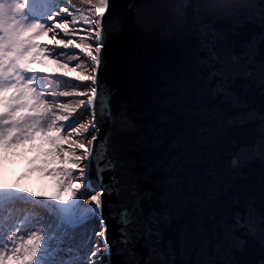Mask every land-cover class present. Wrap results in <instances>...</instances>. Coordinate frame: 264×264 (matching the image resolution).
Wrapping results in <instances>:
<instances>
[{"label":"snow or ice","instance_id":"6c2138e0","mask_svg":"<svg viewBox=\"0 0 264 264\" xmlns=\"http://www.w3.org/2000/svg\"><path fill=\"white\" fill-rule=\"evenodd\" d=\"M108 7L109 0H96L92 8L95 16L101 19H91L70 11L66 0H0V162L27 159L30 167L20 180L31 173H38V180H53L49 188L38 191L21 187L19 180L11 185L0 184V264H89V260L79 255L85 244L77 242L74 236L76 229L93 220L99 221L101 230L93 229L92 235L102 238L109 255L111 245L116 243L112 241L110 244L107 240V224L101 211L102 196L120 191L113 187L119 183L115 175L111 177V184L103 183L102 173L116 169V163L106 155L108 137H103L97 144L98 123L93 121L90 125L80 124L78 127L70 124L71 106L48 99L73 94L89 96L87 103L94 106L97 96L110 98L111 89L101 73V66L106 63L102 18ZM93 31L95 44L89 42L91 36L81 35ZM46 35L52 37L51 46L37 43ZM261 46H264V31L254 34L240 53L206 47L200 61L202 69L206 70V87L213 96H219L224 104L235 110L232 115L223 113L224 121L237 127L251 124L257 134L251 144L237 146L232 142L229 155L233 170L251 160L264 163V110L254 108L246 99L253 88L264 97V63L255 59ZM252 48L257 52L250 53ZM70 49L79 51L71 52ZM80 53H86L91 61L90 69L82 71L79 76L81 81L90 82V94L78 85L75 93L53 90L60 88L57 80L64 81V88L73 87L65 78L83 67L80 63L73 64L78 61ZM44 61L55 66L48 78L33 68V64H43ZM58 70L66 71L59 73ZM237 80L245 81L239 90L233 88ZM209 115L215 118L217 113ZM89 129L90 137L79 139L85 137ZM101 146L105 148L103 153L97 151ZM242 157L246 158L243 162ZM93 175L100 185L98 191L93 184ZM64 192L76 197L71 205L55 203L61 201L60 194ZM43 198L52 203H46ZM140 199L137 197L134 205L121 206L119 213H113L119 215L122 225L119 243L123 245L121 251L128 256L127 264H141L135 252L139 240H144V247L149 249L143 264H175L172 243L164 242L161 232V226L171 222L173 213L169 211L161 215L153 211L145 216ZM83 201L94 206L85 207ZM20 203L43 207L47 210L46 215H18L16 206ZM217 227L222 233L216 244L217 252L225 244L242 247L246 241L236 236L239 230H243V237L259 235L264 247V213H258L251 204L243 219L236 212L231 223L224 217L217 222ZM88 239L91 240V236ZM193 243L205 252L206 237L196 234ZM73 252L76 253L73 258H63L64 253ZM97 252L99 248L91 253L90 264H100L103 259L97 256ZM196 264H217V261L204 259ZM258 264H264V260Z\"/></svg>","mask_w":264,"mask_h":264},{"label":"water","instance_id":"95a60500","mask_svg":"<svg viewBox=\"0 0 264 264\" xmlns=\"http://www.w3.org/2000/svg\"><path fill=\"white\" fill-rule=\"evenodd\" d=\"M148 2L109 0L102 18L106 63L101 73L112 94L108 99L97 96L89 112L90 124H99L97 144L108 137L106 155L116 163L114 171L102 173L103 183L111 184L115 175L119 183L113 187L120 189L102 196L106 237L110 244L116 241L109 255L99 237L105 250L103 262L127 264L128 256L119 243L122 225L113 213H119L121 206L131 207L140 197L145 216L153 211L173 213L161 232L163 241L172 243L175 264L204 259L217 264H258L264 260L259 235L243 237V230L236 232L246 241L242 247L225 244L216 251L222 238L217 227L221 218L231 223L233 214L239 212L243 219L249 204L264 213V163L251 160L237 170L230 166L232 142L251 144L257 134L251 124L237 127L224 121L223 113L232 115L235 110L206 87V70L200 61L206 47L240 53L254 34L264 31V0L228 19L217 18L211 24L215 34L185 29L168 39L155 33L145 37L137 31L133 13ZM255 59L264 63V46ZM244 83L237 80L233 88L239 90ZM246 99L264 110V97L257 89H251ZM211 113H217L215 118ZM97 151L103 153L104 146ZM92 180L98 191L95 175ZM94 221L101 230L99 221ZM196 234L206 237V254L193 243ZM144 243L139 240L135 248L141 264L149 254Z\"/></svg>","mask_w":264,"mask_h":264},{"label":"rangeland","instance_id":"374dc122","mask_svg":"<svg viewBox=\"0 0 264 264\" xmlns=\"http://www.w3.org/2000/svg\"><path fill=\"white\" fill-rule=\"evenodd\" d=\"M67 5L69 6V10L73 11L74 13L80 12V10L84 12V9L82 8L86 6L92 8V6H89V5L83 6L82 4L67 3ZM85 14H86V11H85ZM89 18L96 19L93 8H92V16ZM84 27L87 28L88 26L86 25ZM81 35L91 36L92 39L89 42L92 44L96 42L94 38V31L93 32H82ZM77 39H79V37H77ZM37 43L47 44L51 46L53 44V40H52L51 35H46V36H42L41 38H39ZM57 50L59 51V49ZM69 51L78 52L79 50L70 49ZM77 63L82 64L83 67L77 68L76 72H70L68 74V77L65 78L67 83L69 85H72L73 87L64 88L63 87L64 81L57 80L56 83L60 84L61 89H53V90H70L75 93L78 90L77 87L75 86L78 85L79 88H86L90 94V82L81 81L79 79V76L81 75L82 71H87L90 69L91 61L87 57L86 53H80L78 61L73 62V64H77ZM54 67L55 66L50 65L48 61H44L43 64H33L34 70L38 73L45 74L46 78H48V74L53 71ZM64 71L66 70H58L59 73H63ZM74 98H75L74 100L63 99L61 101H56V102L57 103H67L71 106L72 112L69 113L70 115L69 123L70 124H75L77 127L80 124L89 125L90 117H91L89 112L91 111V108L85 107L88 104L87 101H88L89 96L82 97V96L76 95ZM81 101H83V104L80 103ZM78 115L79 117L76 118V116ZM73 119L74 120L77 119V121L75 123H72ZM73 136H75V133H73ZM87 137L88 136L86 134L85 137H79V139H86ZM13 162L19 163L18 168L13 169L9 173H6L7 165ZM28 167L30 166L28 165L27 159L13 158V159H10L7 163L0 162V184L7 183L8 185H11V184L16 183L19 180L21 187H28L32 190L38 191V190H41L42 188L47 189L50 187V185L53 183V180L51 178H45V179L38 180V176H39L38 173H31L30 175L25 176L24 179L20 180V177L25 174ZM4 174L6 175L4 176ZM60 195H61V201H56L55 203L61 204L62 206L71 205L76 200V197L70 196V194L67 192L61 193ZM43 199L45 200L46 203H52L51 201H48L46 198H43ZM64 202H67V204H64ZM82 203L85 207L94 206V205L88 204L87 201H83ZM16 207L18 209V213H17L18 215L19 214H30L32 216L44 217L47 212V210L43 207L23 204V203L18 204ZM93 229H95L96 231H100L94 220L91 221L89 224H87L85 227L76 229L75 236H74V239L77 242L85 244V247L80 249L79 255L82 258L89 260V264H90L91 259H93V257L91 256V253L93 251H96L97 248H99V252H97V256L104 257V254H105V250L103 251L104 249L103 245L99 243V240H98L99 236L92 235ZM90 236H91V240L88 239ZM75 255H76L75 252L71 254L64 253L63 258L67 260V259L73 258ZM100 264H105L103 262V259L101 260Z\"/></svg>","mask_w":264,"mask_h":264},{"label":"clouds","instance_id":"9594fccd","mask_svg":"<svg viewBox=\"0 0 264 264\" xmlns=\"http://www.w3.org/2000/svg\"><path fill=\"white\" fill-rule=\"evenodd\" d=\"M257 0H149L133 13L137 31L149 37L155 33L168 39L185 29L207 30L217 18L228 19L237 11H246Z\"/></svg>","mask_w":264,"mask_h":264},{"label":"bare ground","instance_id":"6f19581e","mask_svg":"<svg viewBox=\"0 0 264 264\" xmlns=\"http://www.w3.org/2000/svg\"><path fill=\"white\" fill-rule=\"evenodd\" d=\"M69 1V3H71V4H86V5H90V6H92L93 4H95L96 3V0H68ZM58 89H61V87L60 88H58ZM76 95L75 94H73L72 96H68V97H55V98H53V97H48V99L49 100H52V99H55L56 101H61V100H63V99H71V100H74ZM89 99V98H88ZM86 108H91V105H86L85 106ZM77 117H79V115L78 116H76V118ZM77 121V119L76 120H72V123H75ZM18 166H19V163H17V162H13V163H11V164H8L7 165V167H6V173H9V172H11L13 169H15V168H18ZM6 174H4V176H5ZM103 251H104V249H103Z\"/></svg>","mask_w":264,"mask_h":264},{"label":"trees","instance_id":"16d2710c","mask_svg":"<svg viewBox=\"0 0 264 264\" xmlns=\"http://www.w3.org/2000/svg\"><path fill=\"white\" fill-rule=\"evenodd\" d=\"M82 9H84V12H82L80 10V12H76L75 14L78 15V16H81V17H83L85 15L88 16V17L92 16V8L91 7L86 6V7L82 8ZM85 11H86V14H85Z\"/></svg>","mask_w":264,"mask_h":264}]
</instances>
